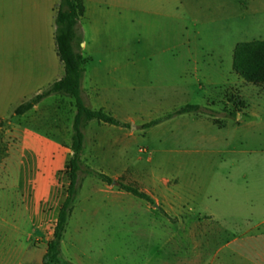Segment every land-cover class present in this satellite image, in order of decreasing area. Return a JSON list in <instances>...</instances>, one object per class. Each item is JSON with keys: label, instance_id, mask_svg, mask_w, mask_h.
<instances>
[{"label": "rangeland", "instance_id": "374dc122", "mask_svg": "<svg viewBox=\"0 0 264 264\" xmlns=\"http://www.w3.org/2000/svg\"><path fill=\"white\" fill-rule=\"evenodd\" d=\"M254 40H264V0H132L123 21L115 17L105 41L119 64L109 70L130 73L124 93L133 114L130 140L100 146L98 130L85 128L81 171L115 182L82 175L76 203L87 216L69 219L59 264H252L251 242L235 238L264 217V84L237 75L233 56L237 44ZM188 104L213 117H171ZM12 114L4 109L6 119L0 117L1 210H9L18 176L25 196L37 186L29 177L46 176L51 169L42 165L54 163L61 201L69 186L75 100L61 96L24 116ZM30 132L70 151H51L48 162L20 161L19 155L47 152L39 143L38 150L22 146ZM120 180L154 203L120 190ZM56 223L0 225V264H43ZM255 226L254 233L264 230Z\"/></svg>", "mask_w": 264, "mask_h": 264}, {"label": "crops", "instance_id": "0c3cea01", "mask_svg": "<svg viewBox=\"0 0 264 264\" xmlns=\"http://www.w3.org/2000/svg\"><path fill=\"white\" fill-rule=\"evenodd\" d=\"M60 3L61 0H0V117L6 119L1 116L4 109L15 114L20 105L64 78L65 66L58 57L55 40L56 16ZM131 3L132 0H82L84 13L80 20L81 53L87 61L82 82L84 99H88L91 110H104L125 125L133 119L130 100L129 103L124 100L125 89H130L127 84L130 73L121 69L109 70V66L119 64L114 60L113 53L109 54V44L105 39L113 32L115 17L123 21L124 14L131 9ZM99 66L107 67L104 75L96 72ZM58 97L61 96L45 99L33 110ZM123 110H127L128 115L126 118H119L118 115ZM90 126L95 131L98 130L96 137L100 146L124 147L130 140V131L126 126L104 124L97 120L91 121L87 129ZM38 143L44 145L47 152L22 154L18 157L20 161L43 163L49 161L51 151H70L63 147V143L39 133L30 132L22 138V146H31L34 150H38ZM101 155L103 156V152ZM96 159L103 160L101 157ZM42 167L51 170H48L46 176L37 179L29 177L30 183H36L37 186L27 191L25 196L19 190V176L17 177L14 194L7 204L9 210L2 211L0 208V225H44L57 222L67 196L66 194L58 202L55 199L57 193L54 189V172L59 164ZM78 198H81V191ZM79 202L78 200L70 220L87 216L84 213L86 209ZM255 205L253 202L252 207ZM34 209L42 211L41 214L35 216L31 212ZM45 209L46 213H43ZM81 210L84 211V217L79 213ZM257 226H264V217L255 227ZM253 227L248 228L243 236L235 238V241H250L253 250L252 264H264V230L254 233ZM229 245L230 242L226 247Z\"/></svg>", "mask_w": 264, "mask_h": 264}, {"label": "trees", "instance_id": "16d2710c", "mask_svg": "<svg viewBox=\"0 0 264 264\" xmlns=\"http://www.w3.org/2000/svg\"><path fill=\"white\" fill-rule=\"evenodd\" d=\"M83 13L84 7L82 0H61L57 9L55 40L58 57L65 66V76L62 80L54 83L15 110L16 116H23L51 96L70 97L75 100V107L77 109L73 127V143L71 146L73 155L67 167V175L69 177L67 196L59 212L53 240L48 244V250L43 257V264H59V243L63 239L68 221L74 212L81 188L82 175L92 173L108 185H112L115 182L110 176L92 172L89 168H87L88 172L81 171L83 168L81 156L84 151L85 128L93 120L119 127L127 126L104 110H91L85 102L82 82L86 72L87 61L81 53L82 32L80 29V20ZM233 70L247 83L255 85L264 84V40H254L237 44L234 49ZM238 105H244L243 101L239 100ZM193 113L212 117V114H214L200 105L188 104L177 109L171 117ZM233 116L236 117L237 114L233 113ZM119 188L136 198L151 204L154 203L153 199L147 193L135 186L124 184L121 180L119 182Z\"/></svg>", "mask_w": 264, "mask_h": 264}]
</instances>
